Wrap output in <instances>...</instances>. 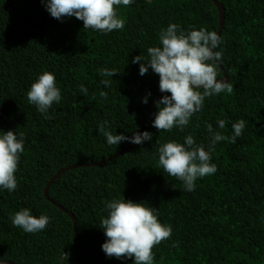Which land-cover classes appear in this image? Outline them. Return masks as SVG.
<instances>
[{
    "label": "trees",
    "instance_id": "obj_1",
    "mask_svg": "<svg viewBox=\"0 0 264 264\" xmlns=\"http://www.w3.org/2000/svg\"><path fill=\"white\" fill-rule=\"evenodd\" d=\"M46 3L0 0V135L11 130L24 137L17 188H0V261L134 264V257H108L101 247L106 204L124 199L154 208L172 229L152 249L153 264H264V0H133L117 6L125 26L109 33L84 29L75 17L57 20ZM215 3L224 9L217 79L224 72L234 91L206 97L183 131L158 132L152 126L158 102L149 111L161 93L159 76L151 68L141 76L132 60L141 55L147 62V49L161 46L159 34L169 24L185 34L201 28L217 33ZM101 69L118 74L105 77ZM44 72L55 76L61 100L42 114L27 92ZM240 120L245 127L236 142L219 141L210 150L207 125L231 137ZM105 121L114 135L131 139L147 131L152 139L109 145L99 132ZM188 135L210 151L217 168L198 178L192 192L158 163L159 147L183 144ZM58 206L74 216L75 228ZM22 209L49 217L48 226L36 233L14 226L12 217Z\"/></svg>",
    "mask_w": 264,
    "mask_h": 264
},
{
    "label": "clouds",
    "instance_id": "obj_2",
    "mask_svg": "<svg viewBox=\"0 0 264 264\" xmlns=\"http://www.w3.org/2000/svg\"><path fill=\"white\" fill-rule=\"evenodd\" d=\"M132 3L133 0H47L45 6L51 17L57 20L62 17H75L83 21L84 29L109 33L122 30L125 26V19L117 15V6L127 7ZM159 41L160 47L147 49V62L141 55L134 57L132 62L139 64L141 76L151 68L159 76L160 92L171 94L158 101V111L152 126L158 132H171L174 127L183 131L191 117L201 111L206 97L222 92L232 94L234 91L230 82L217 79L221 74L218 66L222 60V52L216 49L221 43V37L204 28L185 34L177 24H169L166 29L161 30ZM100 74L112 77L118 73L114 69H101ZM101 83L109 87L111 80H102ZM201 88L202 91L199 90ZM81 91L87 94L83 85ZM107 95L106 92H100L101 97L107 98ZM27 100L40 113H47L53 103L61 100L55 76L49 72L40 75L27 92ZM143 103H147V99ZM225 123L224 120L218 121L221 129L225 127ZM244 127V120L234 123V135L227 137L213 132L212 125H207L208 132L212 134L210 150L219 141L234 144ZM99 132L106 137L109 145L116 146L121 142L140 145L152 139L151 133L147 131L134 134L131 139L124 135H114L108 130L107 121L99 126ZM23 151L22 134L19 139L11 130L0 135V188L10 193L17 188L15 173ZM158 152V163L163 171L182 181L188 192L195 190V181L198 178L213 175L217 171L216 165L210 163V151L197 145L192 135H188L183 144L167 142L159 147ZM106 208L108 216L101 221V228L107 238L101 247L106 256L117 259L134 257V264H153L152 249L171 237V227L162 225L155 209L145 207L144 203L115 199L108 202ZM49 219L44 215L36 218L30 214V210L22 209L12 217V223L26 233H36L48 226ZM68 255L63 253L61 261H66Z\"/></svg>",
    "mask_w": 264,
    "mask_h": 264
},
{
    "label": "water",
    "instance_id": "obj_3",
    "mask_svg": "<svg viewBox=\"0 0 264 264\" xmlns=\"http://www.w3.org/2000/svg\"><path fill=\"white\" fill-rule=\"evenodd\" d=\"M215 5H216V7H217V9H218V12H219V27H218V31H217V34L219 35V34H220V31H221V29H222V21H223V13H224V9H223V7H222L220 4H218V3H215ZM219 67H220V66H219ZM220 80H223L224 82H228V78H227V76L225 75L224 72H222V78H221ZM164 94H165V92H164V93L161 92L160 95H158V97H157L156 100L154 101V104H153L152 107L150 108L149 115H150V113L153 111V108H154L155 104L158 102V100H159ZM148 118H149V117H147L146 122L148 121ZM123 152H124V151L119 152V153L116 155V157L119 156V155H122ZM113 158H115V157H113ZM110 160H112V159H110ZM105 162H106V161H103V162H100V163H96V164H94V165H99V164H101V163H105ZM68 169H69V168H68ZM51 203H53V202L51 201ZM53 204H55V203H53ZM58 208H59L61 211L67 213L66 210H64L61 206H58ZM67 215H68V216L70 217V219L72 220L73 227L75 228V225H76V219H75L74 216H73L71 213H69V212L67 213ZM74 242H75V246H74V247H78V236H77L76 233H74ZM0 264H13V263H11V262H2V261H0Z\"/></svg>",
    "mask_w": 264,
    "mask_h": 264
}]
</instances>
